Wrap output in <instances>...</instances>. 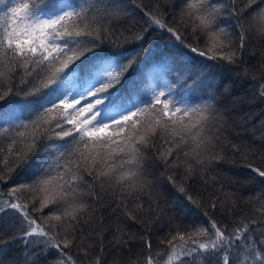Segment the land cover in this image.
<instances>
[{"label":"trees","instance_id":"obj_1","mask_svg":"<svg viewBox=\"0 0 264 264\" xmlns=\"http://www.w3.org/2000/svg\"><path fill=\"white\" fill-rule=\"evenodd\" d=\"M21 2L31 3V0H17ZM66 2L75 4L79 0H57L61 4ZM188 2L118 0L117 6L109 9V18L101 23H106L120 38V46L114 50L127 57L123 62L133 61L123 80L125 88L130 81H136L137 92L129 99L128 106L151 99L154 92H167L169 86L174 89L175 99L186 98L190 104L212 98L213 108L206 113L208 119L199 136L195 141L189 136L183 149L173 150L171 156L167 155L169 146L162 139L153 138L156 147L139 145L142 149L139 171L131 184L119 180L122 173L118 167L109 176L94 181L83 170L81 162L76 175L82 177L78 195L85 207L74 224L66 223L63 216L60 221L54 218L67 207L55 195L56 181L47 186L36 185L41 178L56 176L57 162L63 165L68 159H61L51 146L62 145L69 138H42L36 150L29 153L27 163L10 173L7 168L0 173L5 176L0 180V207L5 208L0 212V264H60L61 261L56 249H44L42 245L25 243L22 239L29 230L28 225L20 213L5 205V202L17 201L26 204L29 215L37 223L43 222L58 242L71 241L64 252L71 257L72 264H146L150 255L153 264H217L223 252L212 255L200 250L184 255L180 247L185 242L192 246L191 241L205 240L198 229L210 228L213 221L227 232L241 223L255 221L251 235L264 253L260 245L264 241V177L253 171H264V95L261 94L264 89V29L257 23V13L264 9V3L258 0L252 7L234 13L233 7L244 9L242 0H236L235 4L233 0H212L221 5L216 25L227 33V37L218 39L228 45L225 52L235 53L234 61L207 60L196 55L195 59L203 66L202 75L197 81L177 84L176 73L159 70V62L165 57L174 59L175 50L171 45L179 42L166 28L150 26L146 13L182 34L180 50L187 52L185 46L190 45L212 54L215 49L209 35L199 29L193 31L188 18L182 14ZM9 6H12L11 0L0 4V24ZM140 36L143 38L138 39ZM20 72V69H14L11 74L6 72V78L0 80V89H12V93L0 101V108L9 110V105H15L14 116L27 123L38 104L25 106L24 102L38 101L47 105V100L43 94L25 97L27 86L20 83ZM69 77L62 91L75 94L88 87V78H81L79 73H69ZM56 103L59 104V100ZM90 115L85 111L78 119L82 121ZM54 118L55 109L50 116L52 123ZM19 131L25 133V137H17L16 147L22 155L32 129ZM0 147L7 149L6 138H0ZM0 167H3L2 162ZM20 185L34 187L18 190L15 197H10V190L19 189ZM89 189L92 194H88ZM44 200L49 203L41 208ZM181 235L184 241L180 240ZM173 247L179 255L169 261ZM245 255L246 252L233 247L231 264H243Z\"/></svg>","mask_w":264,"mask_h":264},{"label":"snow or ice","instance_id":"obj_2","mask_svg":"<svg viewBox=\"0 0 264 264\" xmlns=\"http://www.w3.org/2000/svg\"><path fill=\"white\" fill-rule=\"evenodd\" d=\"M235 2L233 0V4ZM260 2L264 3V0ZM5 3L6 0H0V4ZM117 3L118 0H107L106 3L105 0H79L75 4H61L57 0H31V3L11 0L12 6L7 7L3 23L0 24V80L6 78V72L11 74L14 69H20V83L27 86L25 97L43 94L47 105L52 106L26 100L25 106L38 104L31 113L35 119L30 115L27 123L14 116L17 110L15 105H9V110L0 108V138L8 141L6 150L0 147V162L3 164L0 173H4L5 168L10 173L22 163H27L29 153L36 150L42 138H69L62 145L51 146L61 159L68 158L63 165L57 162L56 176L36 181V185L44 186L56 181L55 195L67 207L61 215L54 218L60 221L63 216L69 224L77 222L78 213L85 207L79 202L78 195L82 177L76 175L81 162L83 170L94 181L101 176H109L118 167L122 173L119 180L131 184L139 171L142 153L139 145L156 147L153 138L162 139L169 146L166 148L167 155L171 156L173 150L183 149L189 136L196 140L208 119L206 113L213 108L211 97L198 104H190L186 98L175 99L171 86L167 92H154L151 99L128 106L129 99L137 92L136 81H130L129 87L125 88L123 80L133 61L130 60L127 64L123 62L127 57L114 50L120 46V38L106 23H101L109 18V9L116 7ZM242 3L244 9L233 7L234 13L252 7L258 0H242ZM101 4L105 6L101 8ZM182 14L188 18L193 31L199 29L209 35L215 49L212 54L190 45L185 46L187 52L180 50L179 44H183L182 34L177 29L168 27L161 19L146 13L150 26L166 28L179 42L171 45L175 50V58L170 60L165 57L159 62V70L176 73L177 84L187 80L197 81L202 75L203 66L195 59L196 55L207 60L221 59L229 62H233L235 57V53L224 51L228 45L218 39L227 37L225 29L216 25L221 15L219 3H213L212 0H198L194 3L189 0ZM257 16L258 26L264 29V9ZM243 41L242 33L241 48ZM73 64L74 67L70 68ZM69 73H79L81 78H88V87L75 94L62 91L65 79L70 78ZM45 89L48 91L45 92ZM11 93V88L0 89V101H4ZM261 94L264 95V89ZM57 100L59 104L56 103ZM82 104L86 107H77ZM116 108H119V119L112 115ZM53 109L54 123L50 120ZM85 111L91 114L90 117L79 120L78 117ZM66 124L71 127H65ZM21 128H31L32 131L26 138L27 146L23 154L19 155L17 137H25V133L19 131ZM161 156L163 157V153ZM164 160L165 163L168 162L166 157ZM253 171L259 177H264V171ZM4 179L5 176L0 174V180ZM32 187L34 185H20L19 189L13 187L9 196L15 197L18 190ZM88 194H92L91 189ZM47 203L48 200L41 201V208ZM5 205L20 213L28 225L29 230L22 237L25 243L42 245L44 249L54 248L61 255L60 264H72L71 257L64 252L70 246V240H64L62 244L58 242L47 231L43 222L37 223L29 215L26 204L17 201L5 202ZM4 210L5 208L0 207V212ZM254 223L255 221L244 222L227 232L213 221L210 228L198 229L206 237L205 240L191 241L192 246L185 242L180 247L183 248L184 255H192L200 250L212 255L223 252L217 264H231V249L237 247L239 251L246 252L243 264H264V253L259 250L251 235ZM180 240L184 241L183 235ZM237 241L242 243L237 245ZM260 245L264 247V241ZM178 255L177 248L173 247L169 261ZM237 259L240 260V257ZM146 264H153L151 255Z\"/></svg>","mask_w":264,"mask_h":264},{"label":"rangeland","instance_id":"obj_3","mask_svg":"<svg viewBox=\"0 0 264 264\" xmlns=\"http://www.w3.org/2000/svg\"><path fill=\"white\" fill-rule=\"evenodd\" d=\"M77 98H79V97H77ZM81 106L86 107V105H83V104H82ZM81 106H80V107H81ZM118 112H119V111H113V112H112V115H114V116H116V117L118 118V117H119V116H118ZM177 232L179 233L180 231L177 230Z\"/></svg>","mask_w":264,"mask_h":264}]
</instances>
